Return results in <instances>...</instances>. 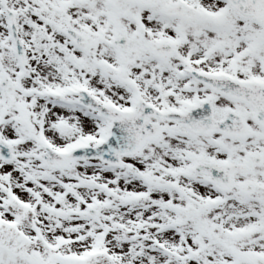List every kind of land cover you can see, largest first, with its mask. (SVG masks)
<instances>
[{"label":"snow or ice","instance_id":"snow-or-ice-1","mask_svg":"<svg viewBox=\"0 0 264 264\" xmlns=\"http://www.w3.org/2000/svg\"><path fill=\"white\" fill-rule=\"evenodd\" d=\"M0 264H264V0H0Z\"/></svg>","mask_w":264,"mask_h":264}]
</instances>
